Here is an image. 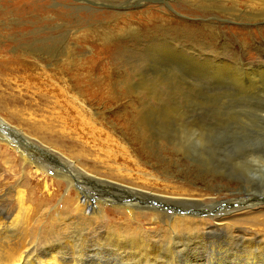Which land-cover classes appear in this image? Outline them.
Segmentation results:
<instances>
[{
  "label": "rangeland",
  "instance_id": "374dc122",
  "mask_svg": "<svg viewBox=\"0 0 264 264\" xmlns=\"http://www.w3.org/2000/svg\"><path fill=\"white\" fill-rule=\"evenodd\" d=\"M42 8L54 9L55 12L43 15ZM0 9V46L5 47V53L13 55L16 50L26 47L29 61L35 62L33 51L48 62L49 76H43L48 85L41 102L44 107L53 110L55 106L56 111L63 107L62 103L60 106L56 103L62 96L61 91L51 86L49 81L55 80L65 89L60 72L65 73L95 103L102 105L103 111L117 110L124 119L125 115L135 117L143 109L140 114L143 122L140 119L135 128L153 139L146 152L162 156L167 160L166 165L169 163V169L183 178L178 177L180 181L176 186L195 189L197 193L194 195L203 197L206 204L211 201L209 197H215L217 189L226 190L225 195L215 200L218 202L214 206H183L172 202L164 206L163 202H156L146 192H140L142 195L118 192L110 184L86 180L87 177H80V170L70 169L58 153L12 130L21 125L7 120V105L2 102L0 210L9 213L11 219L19 216L31 236H45L50 240L70 231L62 229L64 220L59 218L65 213L67 216L68 212L74 214V203L62 200L64 189L60 190L55 185L58 183L56 173H67L74 179L71 197L67 199L79 193L85 200L83 195H86L92 205L111 212L133 209L151 213L159 207L158 212L169 214L176 210V214L197 220L226 214L232 209L234 212V208L240 209L248 204H258L256 208L264 205V0H0ZM36 14L48 19L44 18L38 24L41 20ZM62 24H66L68 30H57ZM78 25L82 31L76 34L82 39L77 40L75 34H71L65 41L68 31L75 32ZM51 33L57 36L46 43L43 37ZM34 37H37L35 42L42 45L39 50L27 47ZM143 76L145 81L142 84L146 83L147 90H139L138 96L133 90L128 92L131 83L139 84ZM19 88L32 104L38 102V96L42 95L41 88L28 81H20ZM3 121L12 129L3 131ZM25 124L34 128L33 124L26 122L21 126L26 130ZM17 134L22 139L16 138ZM159 139L162 145L158 143ZM63 144L68 145L60 144L61 149L67 152L82 147L77 139L74 146L65 141ZM88 150L101 153L97 147H87L84 153ZM22 151L30 156L28 159L31 161L25 167L21 162ZM144 152L141 149L143 157H147ZM38 166L44 170L38 172L41 175L36 178L33 172L36 168L38 170ZM21 168L41 181L37 189ZM181 181L186 185L179 183ZM133 184L147 190L161 188L167 193L171 190L166 184L154 185L140 180ZM81 188L86 194L80 192ZM245 189H251V194H247ZM207 192L211 196L203 195ZM240 213L251 215L252 211L244 209ZM116 215L112 213L110 216ZM124 219L119 218L118 222L137 227V218L134 220L128 215L127 221L122 223ZM196 225L198 223L184 226L183 231ZM254 225L246 223L242 226L264 235V224ZM144 226L155 225L150 221ZM52 229L54 234L47 235ZM135 231L140 232L138 229ZM220 234L205 240L213 252L210 264H231L234 254L228 252L232 243L226 234ZM228 247L230 251L226 253ZM240 248L236 246L234 250ZM101 250L102 253L91 251L88 261L122 263L116 260L118 255L108 254L110 248L101 246ZM242 254L236 259H244ZM199 255V250L191 248L181 258ZM208 259L204 257L202 261L208 262ZM190 261L193 260L189 258L182 262Z\"/></svg>",
  "mask_w": 264,
  "mask_h": 264
},
{
  "label": "bare ground",
  "instance_id": "6f19581e",
  "mask_svg": "<svg viewBox=\"0 0 264 264\" xmlns=\"http://www.w3.org/2000/svg\"><path fill=\"white\" fill-rule=\"evenodd\" d=\"M18 9L21 10V8ZM42 10L43 15L50 11L55 12L54 9L50 8H42ZM1 11L2 9H0V13ZM36 15L41 20L39 23L35 22L38 24H41L40 22H42V19L45 20L44 18H46L44 16L41 18L40 14ZM81 28L82 27L78 25L75 27V32L71 33L68 31L67 35L64 37L65 41L71 37V34H75L77 40L82 39V37L80 38V36L76 34L82 31ZM57 30H68V26L66 24L59 25ZM55 36L57 35L51 33L43 38H45L46 43H49V41L54 40ZM95 37H98V35L95 34ZM36 38L37 37L31 39L29 41L31 43L27 47L36 48L37 50H39V48L41 49L42 45L35 42ZM39 40L38 38L37 41ZM27 50L26 47H24L19 51L16 50L19 53L15 51V53L11 55L5 53V51H7L5 47L0 46V104L3 102L7 105V120L20 123L21 126L29 122L33 124L34 128L25 124L28 130L21 126H16L12 129L3 121V123H5V126H2L3 131H5V128L8 130L12 129L16 132L18 131L19 134H22L28 140H36L39 145L47 147L51 152L58 153L61 156V160L70 167V169L73 168L75 171L80 170V177H87L85 178L86 180L94 179L97 183L103 182L110 184L113 188H117L118 190L116 189V191L118 192L130 191L136 193V195H142L140 192H146L147 195L149 194V197L154 198L156 202H163L165 204L164 206L170 202L173 204L175 203V205L179 204L183 206L189 205L195 207L206 205L209 207L212 204L214 206V204L218 202L215 200L226 193L225 189H217L215 197H209L211 201L209 204H206L207 201H205L203 197H196L194 195V193H197L195 189L175 185L178 180L180 181L179 178L182 177L169 169V163L166 165L167 160H164L162 156L146 152V150L151 148L153 139L150 136L141 134L140 131L135 128V125L140 122V119L142 121L140 114L143 109H140L135 117L129 118V116L125 115L124 119L118 114L117 110L115 112L113 109H109L110 111H103L102 105L100 106L95 103L92 97L88 96L81 86L77 85L75 81L62 72H60L62 76L61 81L65 89L55 80H50L49 84L61 91L62 96L58 97L56 94L55 96L58 97L56 103L59 104V106L60 103H62L63 107L60 111H56L55 106L52 107L54 111L44 107L41 102L44 101L43 96L45 97L46 95L45 88L48 85L43 81V76H49V71L51 69L49 71L47 70L48 62H46V58L44 56H36V53L33 51L31 52L32 56L36 58L34 59L35 62L29 61L27 58L30 55ZM67 53L69 52L67 51ZM36 60H38V62ZM144 77L145 76L141 78V82L137 85L131 83L128 92L133 90L138 96L139 90H147L146 83L142 84L143 81H145ZM21 79L34 83L41 88L40 92L42 95L38 96V102L32 104L26 99L27 96L23 94L19 88V83L22 81ZM44 105L49 106L47 103H44ZM106 112H110L111 114H107ZM34 114H36V116H34ZM0 115H2L1 112ZM15 137L21 138L18 134ZM75 139L81 142V148H78V150L73 149L68 152L61 149V145L68 147V145L63 144L64 141L72 143L74 146ZM161 142L162 140L159 139L158 143L161 144ZM31 145L36 149L33 144ZM139 145L140 148H137ZM13 146H15V144H13ZM87 147H97L101 152L100 155L91 150L84 153V151H87ZM30 149L32 148L30 147ZM141 149L145 151L144 154H146L147 157H143ZM22 152L21 162L22 167H25V165H28L31 161L28 159L30 156L27 155L26 152ZM0 153H2L1 148ZM141 160H143L146 165H150L151 169L144 166ZM90 165L92 167L96 166L97 168L92 169ZM46 168L48 169V167ZM21 169L26 172V178H31L33 180L37 189L41 185V181L36 179L38 175H41L38 172H42L44 169L38 166V170L37 168L34 170L33 174L36 177L35 179L24 168ZM43 172L46 174L45 171ZM56 174L58 177L55 178L58 179V183L55 185H57L60 190L64 189L62 200H64V202L74 203L75 213L71 214L68 212L67 216L65 213V216L63 215V217L59 218L60 221L64 220L62 229L70 231L62 233L61 237L55 235L50 240L46 239L45 236L33 237L30 235L31 232L23 225L22 219L19 216L16 215V217L11 219L9 213L0 210V264H103L101 261H88L87 259L90 257L91 251L92 253H102L103 248L101 250V246L111 249L108 254L114 256L118 255V259L116 260L118 263L122 262L121 264H184L182 261L189 258L193 261L185 264H202L204 257L209 259L208 262L205 261L203 264H210L213 252L208 249L205 240L211 236L213 237L217 233L218 236L220 233L226 234L228 240L232 243H229L230 245L228 244L232 248L231 251L229 247L225 249L226 253L230 251L228 253L234 254V256L230 254L234 260L231 264H264V235L259 234L258 231H254L253 229L249 230L247 227L242 226L246 223L256 224L254 226L260 223L264 224V205L256 208L255 206H258V204H248L245 207H240V209L234 208V212H232V209L230 210L231 212L229 211V213L226 214L210 215V218H199L197 220L189 216L176 214V210L169 214L158 212L157 210L159 207L155 209L156 211L151 213H147L146 211V213L144 211H135L133 209H128V211L124 212L121 210L111 212L109 209L99 207L95 204L92 205L87 198L88 196L83 194L85 200L82 199L79 193H75L73 198L67 199L68 196L71 197V187L74 186V179L68 176L67 173H64V175ZM173 177L179 178L172 179ZM135 180L147 181L154 185L166 184L171 190H169V193L164 192L167 190L161 188L147 190L134 185L133 183ZM182 182L183 181L179 183ZM183 183L186 185L185 182ZM43 187H46L44 183ZM249 187L251 188V186ZM250 191L251 189H245L247 194L250 193ZM80 192L85 193L86 191L84 188H81ZM53 194L54 193H52V195ZM203 195L207 196L209 193L207 192ZM228 203L227 201L226 204L228 205ZM232 204L233 203H231V205ZM244 209L252 211L251 215H242L240 212ZM112 213L118 215L111 217L110 215ZM128 215L132 216L134 220L137 218V227L123 225L118 222L119 218H125L124 221H121L122 223L127 221L126 216ZM150 221L153 222L155 226L145 227L144 224H148ZM193 223H198V225L190 230L187 229L183 231L184 226L189 227ZM118 227H120V230H118ZM134 227L140 232H136L135 229H133ZM54 232L55 231L52 229L47 235L52 236ZM221 241L219 243H221ZM216 242L218 241L216 240ZM234 244H237L236 246H240L241 248L234 250V247H236L233 246ZM216 247L214 246L215 249H217ZM191 248L194 251L199 250L200 255L198 257L186 256L181 258V256L186 255ZM239 252H241L240 254L244 253V255L242 254L245 257L244 259H236L240 257ZM217 256L218 254L216 257ZM235 260L238 262H235Z\"/></svg>",
  "mask_w": 264,
  "mask_h": 264
}]
</instances>
